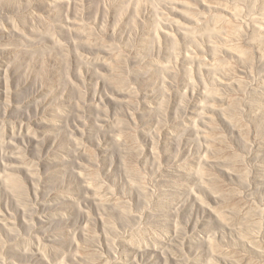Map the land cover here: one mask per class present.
Wrapping results in <instances>:
<instances>
[{"label": "rangeland", "instance_id": "rangeland-1", "mask_svg": "<svg viewBox=\"0 0 264 264\" xmlns=\"http://www.w3.org/2000/svg\"><path fill=\"white\" fill-rule=\"evenodd\" d=\"M0 264H264V0H0Z\"/></svg>", "mask_w": 264, "mask_h": 264}]
</instances>
